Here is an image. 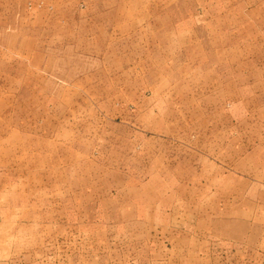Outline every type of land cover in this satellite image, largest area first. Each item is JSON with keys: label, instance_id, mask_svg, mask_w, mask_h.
I'll list each match as a JSON object with an SVG mask.
<instances>
[{"label": "rangeland", "instance_id": "374dc122", "mask_svg": "<svg viewBox=\"0 0 264 264\" xmlns=\"http://www.w3.org/2000/svg\"><path fill=\"white\" fill-rule=\"evenodd\" d=\"M146 203L205 237L149 264L262 259L264 0H0V264H142Z\"/></svg>", "mask_w": 264, "mask_h": 264}, {"label": "crops", "instance_id": "0c3cea01", "mask_svg": "<svg viewBox=\"0 0 264 264\" xmlns=\"http://www.w3.org/2000/svg\"><path fill=\"white\" fill-rule=\"evenodd\" d=\"M151 27H147V30H151V31H162L163 27L161 25H159L158 23L152 24L150 25ZM126 187L128 189H130V185H126L125 183L123 185H121V188L126 189ZM190 188H192L189 185V190ZM128 200L130 201V198H128ZM131 202V201H130ZM119 203H121L119 201ZM125 207L127 206H123V208L119 207V206H111L110 209L105 208L103 209L106 212V216H108V218L106 219L107 224H111L113 227L111 231H107L109 233H113L115 234V238L116 239H120V240H125V242H129V247L131 248L133 243H131L133 240H137L140 241V244L138 245V247H141V250H139V253H141V256L144 258V260H141L142 264H149V260H148V253L145 250V248H147L148 245V241L149 240H154L157 241L159 239H161L162 237H164V233L160 232L157 230L156 228V232H153V228L150 226L151 223L155 222V224H159L162 221L167 220L166 222L169 223V225H176L179 228H175L172 227L171 229V234H176V232L178 233V236L184 237V238H188V239H193V241H198L200 242V240H204L205 237L202 233V231H200L201 228V224H200V212L197 211V208L193 205H189L187 210H188V218L186 220H181L178 217L175 218V214H173L174 211H171V214H169L170 217H168L167 215H163L161 216V212L162 209L157 210V218H159V220L156 218V221L154 219H149L148 217V213H149V207L147 205V203L145 204V206H142V204L140 205V209H139V215L137 216H132L126 209ZM178 211H180L181 207H175ZM173 210V209H171ZM111 211V212H110ZM114 212H116L117 214V218H113L111 215L112 213L114 214ZM111 213V215H110ZM198 218V219H197ZM101 224H103V222H101ZM136 224H139V231L136 230V228L134 227ZM99 229L100 226L98 227ZM94 230V228H93ZM123 237V238H121ZM170 239H173V237H170ZM173 240H178V239H173ZM143 242V243H142ZM135 245V244H134ZM156 247L159 246L158 244L155 245ZM137 248V247H136ZM255 251L253 250V255H257L259 256V258L262 257L261 260H259L258 262H245L243 261L241 264H264V249L262 247H258L255 248ZM244 250V249H243ZM111 252H115V254L117 255V250L111 251ZM190 249L187 250V253L189 254ZM192 254L189 255H195L194 254V248H192L191 250ZM237 252H239L237 250ZM244 252V251H243ZM244 254V253H241ZM120 256V253L118 254ZM252 255V254H251ZM116 261V260H115ZM117 262L122 263L121 260H118ZM156 263V262H155ZM124 264H138L135 262H131L130 259L128 261H125ZM140 264V263H139ZM151 264V263H150ZM236 264H239V262H236Z\"/></svg>", "mask_w": 264, "mask_h": 264}]
</instances>
